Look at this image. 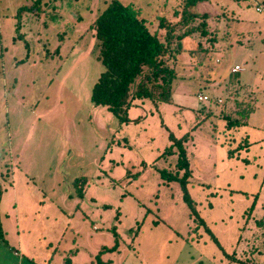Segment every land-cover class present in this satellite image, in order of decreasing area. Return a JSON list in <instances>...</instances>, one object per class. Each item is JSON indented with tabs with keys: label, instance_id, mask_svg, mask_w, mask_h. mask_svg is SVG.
Wrapping results in <instances>:
<instances>
[{
	"label": "rangeland",
	"instance_id": "1",
	"mask_svg": "<svg viewBox=\"0 0 264 264\" xmlns=\"http://www.w3.org/2000/svg\"><path fill=\"white\" fill-rule=\"evenodd\" d=\"M109 1L0 0V264H102L113 227L110 264H262L264 0L196 5L213 46L192 51L198 34L180 27L173 103L135 99L126 121L90 101L103 70L90 25ZM119 1L160 34L159 16L176 21L183 0ZM247 104L246 124L227 130L221 115ZM185 133L198 216L160 173L176 170V152L159 157L169 135Z\"/></svg>",
	"mask_w": 264,
	"mask_h": 264
},
{
	"label": "trees",
	"instance_id": "2",
	"mask_svg": "<svg viewBox=\"0 0 264 264\" xmlns=\"http://www.w3.org/2000/svg\"><path fill=\"white\" fill-rule=\"evenodd\" d=\"M204 1L207 0H183L179 11L174 10L173 14L178 18L176 21H170L163 15L159 16L158 26L163 31L157 34L149 29L146 19L141 17V8L133 4H123L119 0H110L90 25L98 42V59L103 65V70L92 86L90 101L94 105L106 106L118 117L119 121L127 120L128 110L135 99L148 98L155 105L162 102L173 103L172 81L175 78V69L170 62L175 57V52L178 51L174 48V42L182 36L178 29L185 28L183 34H198L197 45L192 51L200 50L197 49L199 45H202V50H207L216 41V30L215 28L210 29L208 25L209 14L207 12L198 13L194 10L197 4ZM198 18V24L192 23ZM204 38L205 41L211 42L210 46L203 45ZM136 77H139L136 88L130 91V84ZM250 107L247 104L245 110L238 112L239 115L223 113L221 118L225 121V128L230 130L246 124V115L253 110ZM169 138L172 143L163 150L159 157H166L176 152V170L171 172L166 168L162 169L160 170L161 177L167 182L177 181L180 184L184 201L191 213L198 216L194 201L186 186L191 169L183 143L189 138V133L179 138L170 134ZM244 141L245 144H239L234 150L248 145L247 138ZM80 180L84 181L85 178L81 177ZM8 184H12L11 180ZM77 190V194L82 198L84 189L77 187ZM1 192L0 187V197ZM253 204L254 201L248 208L249 214ZM199 223L205 225L200 218ZM256 224L261 226L264 220H257ZM206 230L210 232L208 228ZM113 234L115 244L111 247L102 246L96 255V259L102 264L110 263L101 261L100 254L117 248V233L114 227ZM212 237L217 241L213 235ZM66 262L71 264L69 258Z\"/></svg>",
	"mask_w": 264,
	"mask_h": 264
},
{
	"label": "built area",
	"instance_id": "3",
	"mask_svg": "<svg viewBox=\"0 0 264 264\" xmlns=\"http://www.w3.org/2000/svg\"><path fill=\"white\" fill-rule=\"evenodd\" d=\"M256 9H257L258 11L263 10L262 7H259V6L256 7ZM240 69H241V67H240L239 65H235L234 67L231 68V71H232V72H237V71H239ZM197 99H198L199 101H206V100H208V97H207L206 95H204V94L199 93V94H197Z\"/></svg>",
	"mask_w": 264,
	"mask_h": 264
},
{
	"label": "crops",
	"instance_id": "4",
	"mask_svg": "<svg viewBox=\"0 0 264 264\" xmlns=\"http://www.w3.org/2000/svg\"><path fill=\"white\" fill-rule=\"evenodd\" d=\"M204 2H206V1H204ZM201 3H202V2H201ZM199 4H200V3H199ZM197 5H198V4H197ZM176 20H177V18H176ZM209 20H210V17H209V19H208V25L211 26L210 23H209ZM198 92H200V91H198ZM181 104L184 105V106L186 105V103H185V98H184V97H182ZM11 185H12V184H11Z\"/></svg>",
	"mask_w": 264,
	"mask_h": 264
}]
</instances>
